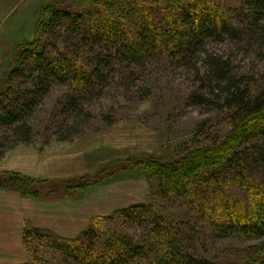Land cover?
Listing matches in <instances>:
<instances>
[{
	"label": "trees",
	"instance_id": "1",
	"mask_svg": "<svg viewBox=\"0 0 264 264\" xmlns=\"http://www.w3.org/2000/svg\"><path fill=\"white\" fill-rule=\"evenodd\" d=\"M228 10L203 0H94L78 12L45 5L35 38L18 47L0 90V159L11 144L33 142L42 113L43 126L58 140L80 136L96 119L109 91L144 89V73L170 55L196 77L191 102L227 110L231 126L226 135L191 147L178 159L142 168L157 179L162 198L192 204L198 202L201 186L223 185L235 168L245 175L242 165L252 163V154L264 161V86L256 87L247 72L237 68L225 46L264 45V0H246L235 11ZM219 41L222 47H215ZM55 89L61 97L43 109L45 97L51 99ZM151 92L148 87L145 96ZM102 114L103 121L114 122L110 114ZM6 174L0 184L29 182ZM255 196V210L234 205L231 211L226 206L219 210L229 213L228 228L264 239V192ZM120 215L131 222L137 216L145 218V235L124 237L96 223L81 238L69 239H52L38 228H26L24 241L28 248L31 237L48 238L74 264H220L191 252L175 221L151 204H133ZM36 254L34 262L22 264H38L41 258Z\"/></svg>",
	"mask_w": 264,
	"mask_h": 264
},
{
	"label": "rangeland",
	"instance_id": "2",
	"mask_svg": "<svg viewBox=\"0 0 264 264\" xmlns=\"http://www.w3.org/2000/svg\"><path fill=\"white\" fill-rule=\"evenodd\" d=\"M92 1L0 0V90L18 47L35 38L45 5L56 4L78 12ZM203 1L216 3L224 12L235 11L246 2ZM219 43L214 42V46ZM228 44L225 52L234 58L237 68L247 72L256 87L264 86V45L248 49ZM166 57H161L141 77L144 89L128 93L125 89L109 91L96 119L73 140H58L43 126L46 114H40L41 124L35 129L37 136L33 142L11 144L0 159V177L14 174L29 182L22 185L10 180L0 186L12 187L21 195L25 190L38 196L30 214L36 225L28 224L27 228H38L52 239L81 238L96 223L124 237H142L148 229L145 218L137 216L131 222L120 214L133 204L145 203L175 221L191 252L220 264H264V239L228 228L229 213L224 215L219 210L226 206L231 211L232 205L243 211L256 209L259 200L255 195L264 192V161L260 156L252 154V163H243L245 175L235 168L223 185L201 186L198 204L162 198L159 182L142 168L145 164L178 159L191 147L226 135L231 126L227 110L191 102L189 95L195 87V75L170 55ZM148 87H152V92L145 96ZM59 97L60 90L55 89L51 99L45 97V107H41L49 109L46 104ZM102 113L110 114L114 122L103 121ZM250 178L253 183L248 182ZM110 216L112 220L108 219ZM28 242L29 263L34 262L38 252L36 255L41 258L38 264H74L54 249L48 238L33 236Z\"/></svg>",
	"mask_w": 264,
	"mask_h": 264
},
{
	"label": "crops",
	"instance_id": "3",
	"mask_svg": "<svg viewBox=\"0 0 264 264\" xmlns=\"http://www.w3.org/2000/svg\"><path fill=\"white\" fill-rule=\"evenodd\" d=\"M37 201L13 189H0V264L29 261L24 231L28 224L36 225L30 214Z\"/></svg>",
	"mask_w": 264,
	"mask_h": 264
}]
</instances>
